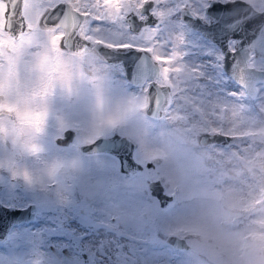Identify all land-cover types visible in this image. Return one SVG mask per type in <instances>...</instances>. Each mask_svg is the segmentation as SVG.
<instances>
[{
	"label": "rangeland",
	"instance_id": "rangeland-1",
	"mask_svg": "<svg viewBox=\"0 0 264 264\" xmlns=\"http://www.w3.org/2000/svg\"><path fill=\"white\" fill-rule=\"evenodd\" d=\"M140 1L121 4L132 10ZM247 1L260 9L264 0ZM155 2V24L134 33L123 17H106L78 53L57 47L60 33L49 35L35 16L26 36L9 37L0 4V201L35 205L34 219L0 242V264H264V80L247 95L222 69L218 47L179 19L186 5L207 20V0ZM157 27L182 72L169 87L171 109L152 118L142 111L146 81L131 85L92 44L143 47L142 31ZM248 64L264 60L251 55ZM156 80L164 84L161 73ZM65 127L75 135L57 145ZM203 131L234 138L199 145ZM114 132L135 143L140 169L123 173L114 155L78 148ZM150 179L173 195L166 206ZM168 233L189 247H172Z\"/></svg>",
	"mask_w": 264,
	"mask_h": 264
},
{
	"label": "water",
	"instance_id": "water-1",
	"mask_svg": "<svg viewBox=\"0 0 264 264\" xmlns=\"http://www.w3.org/2000/svg\"><path fill=\"white\" fill-rule=\"evenodd\" d=\"M145 2L146 0H143L140 6ZM150 8L151 3L139 11L143 14L142 18H137L134 12H129L124 17L130 31L137 33L143 25L156 23V17ZM203 12L207 20L193 14L187 6H182L179 9V17L188 27L199 32L218 47L224 72L239 84L247 95H253L255 82L264 80V67L248 64L251 55L264 60V1L258 9L247 0H207V4L203 6ZM54 22L53 20L47 26L42 24L39 26L50 27ZM3 23L4 21H2V28ZM89 46V41L82 40L79 36H72L66 38L60 48L78 53ZM92 48L106 62L120 63L123 75L131 85L140 86L146 81L145 102L142 107L145 115L159 118L163 114L165 101L170 100V90L168 86L157 82L156 78L161 73L160 65L149 52L139 51L133 46L116 48L101 42H94ZM216 132L220 135H211ZM205 133L209 135L206 137ZM74 135L73 128L65 127L53 140L57 145L63 146L67 145ZM233 138V134L221 131H203L198 134L197 142L199 145L224 144ZM134 147L135 143L130 138L116 132L106 136L97 135L78 145L82 152L102 151L114 155L118 161V169L123 173L134 172L141 168V164L134 159ZM151 164L150 161L145 162L147 166ZM147 187L161 207L166 206L173 198L171 193L164 191L159 179L148 180ZM34 208L35 205L32 202L24 206H9L0 201V242L7 240L8 232L14 225L31 222L35 217ZM165 241L177 249L189 247L184 237L173 233H168Z\"/></svg>",
	"mask_w": 264,
	"mask_h": 264
},
{
	"label": "snow or ice",
	"instance_id": "snow-or-ice-1",
	"mask_svg": "<svg viewBox=\"0 0 264 264\" xmlns=\"http://www.w3.org/2000/svg\"><path fill=\"white\" fill-rule=\"evenodd\" d=\"M150 3L159 10V4L155 0H146L142 6L131 11L128 10L126 4H117L116 7H111L109 0H31V4L25 3V0H0V4L4 6V33L12 38L26 36L32 29L31 16H35L37 24L43 26L49 25L54 20L55 22L46 29H48L49 35L60 33L58 42L53 41L57 47H60L66 38L72 36H79L82 40L92 42L94 37L91 33L99 30L94 25L102 24L104 18L125 17L129 12L141 11L145 5ZM161 31V27L142 31L139 39L144 41V46L139 47L138 50L143 52L151 50L153 59L160 65L164 85L172 87L175 83L173 78L178 77L182 72L181 67L176 63L181 57L176 51L175 44H172L171 47L168 46L171 41L163 38ZM131 46L121 43L113 47L128 48ZM165 106V111L168 112L172 107L171 100H166ZM208 135L205 133L206 137ZM211 135H220V133L216 132Z\"/></svg>",
	"mask_w": 264,
	"mask_h": 264
},
{
	"label": "flooded vegetation",
	"instance_id": "flooded-vegetation-1",
	"mask_svg": "<svg viewBox=\"0 0 264 264\" xmlns=\"http://www.w3.org/2000/svg\"><path fill=\"white\" fill-rule=\"evenodd\" d=\"M142 1L143 0H141L140 1V3L138 4V6H140L141 5V3H142ZM121 2H122V0H109V3H110V6H116L117 4H121ZM25 3H27V4H31V0H25ZM207 4V2L203 5V6H205ZM122 5V4H121ZM153 6V4H151V7ZM181 7L182 6H186V5H180ZM179 9H180V7H179ZM150 10H151V8H150ZM202 10H203V8H202ZM129 11H131V10H129ZM152 12V11H151ZM136 14V13H135ZM155 15V14H154ZM136 16H137V18H142L143 17V14L142 13H140L139 15H137L136 14ZM178 16H179V10H178ZM156 17V16H155ZM123 19H124V17H123ZM179 19H180V17H179ZM181 20V19H180ZM156 21H157V17H156ZM127 24V23H126ZM145 25H150V24H145ZM145 25H143V26H145ZM143 28V27H142ZM141 28V29H142ZM209 41V40H208ZM210 42V41H209ZM212 43V42H211ZM134 47V46H133ZM230 47H232L231 46V43H230ZM136 48H138V47H136ZM152 56V55H151Z\"/></svg>",
	"mask_w": 264,
	"mask_h": 264
},
{
	"label": "clouds",
	"instance_id": "clouds-1",
	"mask_svg": "<svg viewBox=\"0 0 264 264\" xmlns=\"http://www.w3.org/2000/svg\"><path fill=\"white\" fill-rule=\"evenodd\" d=\"M39 37H40V39H41V41L43 43V46H46V44H47V37L43 33L39 34ZM25 47H27V45H25ZM258 255L264 256V251L258 252Z\"/></svg>",
	"mask_w": 264,
	"mask_h": 264
}]
</instances>
